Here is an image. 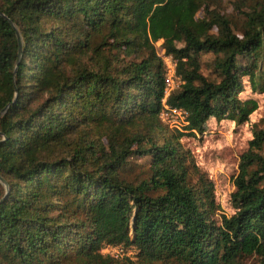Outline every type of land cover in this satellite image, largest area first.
Listing matches in <instances>:
<instances>
[{
	"label": "trees",
	"instance_id": "obj_1",
	"mask_svg": "<svg viewBox=\"0 0 264 264\" xmlns=\"http://www.w3.org/2000/svg\"><path fill=\"white\" fill-rule=\"evenodd\" d=\"M238 1L242 36L212 8L222 0H0V264H264V129L229 217L160 120L162 39L186 132L249 121L257 105L239 95L264 62V0ZM208 53L217 80L202 74Z\"/></svg>",
	"mask_w": 264,
	"mask_h": 264
},
{
	"label": "rangeland",
	"instance_id": "obj_2",
	"mask_svg": "<svg viewBox=\"0 0 264 264\" xmlns=\"http://www.w3.org/2000/svg\"><path fill=\"white\" fill-rule=\"evenodd\" d=\"M212 8L228 17L232 21L234 32L242 36L246 20L245 13L249 11L247 7L238 0H222L219 6L215 5ZM198 16L203 17L204 13L201 12ZM163 41L161 39L156 42L158 53H161ZM201 62L202 74L210 80H217V73L213 66L214 56L210 53L203 54ZM239 97L242 101L251 100L257 105L249 121L242 125H238L235 120L229 118L211 119L202 134L186 132L184 125H180V129L166 125L172 132H183L181 143L184 149L190 153L198 168L205 172L215 184L217 204L221 212L229 217L236 214L232 195L236 191L234 178L239 172L241 156L248 151L254 131L264 129V62L255 72L253 82L249 77L244 78ZM142 162L144 161L131 160V169L129 174H126L130 180H139L144 177L145 169L138 166ZM241 264H257V259L249 258Z\"/></svg>",
	"mask_w": 264,
	"mask_h": 264
},
{
	"label": "built area",
	"instance_id": "obj_3",
	"mask_svg": "<svg viewBox=\"0 0 264 264\" xmlns=\"http://www.w3.org/2000/svg\"><path fill=\"white\" fill-rule=\"evenodd\" d=\"M158 54L163 59L166 67V90L162 101L163 107L160 113V119L170 128L180 129V125L186 126L188 124V113L185 110L170 107L167 99L174 91L179 90L184 85V80L177 74V62L172 56L167 55L163 48L161 49V53ZM104 252L118 254V250L114 248H107Z\"/></svg>",
	"mask_w": 264,
	"mask_h": 264
}]
</instances>
